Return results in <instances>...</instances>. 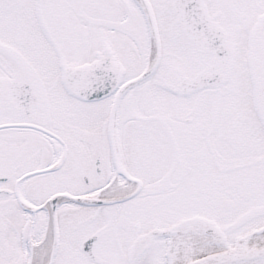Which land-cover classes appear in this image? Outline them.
Masks as SVG:
<instances>
[{
	"label": "snow or ice",
	"instance_id": "1",
	"mask_svg": "<svg viewBox=\"0 0 264 264\" xmlns=\"http://www.w3.org/2000/svg\"><path fill=\"white\" fill-rule=\"evenodd\" d=\"M0 264H264V0H0Z\"/></svg>",
	"mask_w": 264,
	"mask_h": 264
}]
</instances>
